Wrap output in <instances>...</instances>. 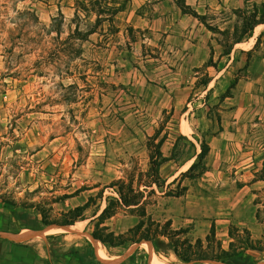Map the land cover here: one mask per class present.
I'll use <instances>...</instances> for the list:
<instances>
[{"label": "rangeland", "instance_id": "obj_1", "mask_svg": "<svg viewBox=\"0 0 264 264\" xmlns=\"http://www.w3.org/2000/svg\"><path fill=\"white\" fill-rule=\"evenodd\" d=\"M177 1L0 0V264H80L72 250L85 264H186L146 241L91 235L168 220L193 242L214 223L224 248L231 225L247 228L264 248V24L229 55L219 43L239 38L243 11L264 0H184L202 18ZM157 133L166 157L178 134L197 150L205 138L208 170L167 186L195 160L181 140L178 159L160 166L164 186L144 194V216L122 205L100 216L117 197L112 182L136 185L148 170ZM85 203L73 225L40 224V210L61 220ZM204 264H264V251Z\"/></svg>", "mask_w": 264, "mask_h": 264}, {"label": "trees", "instance_id": "obj_2", "mask_svg": "<svg viewBox=\"0 0 264 264\" xmlns=\"http://www.w3.org/2000/svg\"><path fill=\"white\" fill-rule=\"evenodd\" d=\"M177 2L184 12H187L194 17L202 18L200 14L191 9L189 5L185 4L184 0H178ZM243 18L240 37L233 38L230 36H225V38L219 42L225 49L222 55H229L230 50L235 43L240 42L244 37H251L253 35L255 26L264 24V1H262L260 4L255 2L249 8H246L243 11ZM261 34L257 36V42H259ZM158 135L159 134L157 133L154 136L149 137L147 144L149 149L148 170L146 172H140V176L137 178L136 185H134L133 178L129 182H126L124 179H119L112 182L110 187L116 192L117 197H112L107 200V205L101 211L100 216L106 214L111 215L114 211L113 205H122L124 207L135 206L139 210L141 209L140 215L144 216L145 210L141 206L144 194L148 188H150V192H154L153 186H157L158 188L164 186V183L161 181L160 177V166L167 160L178 159V157L181 155V150L179 149L181 140H185L192 147V153L187 158V160H190L193 157H195V160L188 166L187 169L181 171L178 176L174 177L173 180L167 184V186L184 177L196 179L208 170L206 158L209 154L210 147L205 138L196 139L199 142L200 147V149L197 150L195 143L190 140L188 136L178 134L175 136L171 154L166 157L161 151V145L165 140V136L158 138ZM1 203H3V205L12 204L10 198L6 197L1 199ZM31 205L32 204L29 206ZM87 207V203L77 206L63 213V219L61 220H48L46 214L40 210L42 215L40 224L42 226L56 225L58 227L73 225L77 220L82 218L83 212ZM170 225L171 222L168 220L162 228L159 226L153 228L151 226L142 230V226L139 224L130 229L127 236L121 235L119 238L114 236L109 240L101 238V236H98L94 232H92L91 235L94 239H99L102 243L109 242L113 246L122 245L126 242L141 244L142 242L146 241L154 247L156 252H165L168 249L171 250L182 262L186 264H204L205 262L225 263L229 258L242 255L247 250L264 251L261 241L254 240L247 228L240 230L235 225H231L228 230L230 241L228 243V247L224 248L216 237L214 223H212L209 233L205 236V240L197 238L195 242H193L188 237L180 236L186 232L184 229L172 230ZM23 227L27 226L24 225L21 228ZM33 229H37V227H34ZM13 232L17 233L18 231ZM2 240L7 243V246L8 244L15 243V240L8 236H3ZM87 243L90 244L88 240ZM3 252L9 251L4 249ZM91 252L93 257H96L94 251ZM70 255L75 257L80 264H85V253L79 250H72L70 251Z\"/></svg>", "mask_w": 264, "mask_h": 264}, {"label": "bare ground", "instance_id": "obj_3", "mask_svg": "<svg viewBox=\"0 0 264 264\" xmlns=\"http://www.w3.org/2000/svg\"><path fill=\"white\" fill-rule=\"evenodd\" d=\"M77 227V226H76ZM153 264H157V262H156V260L155 259H153Z\"/></svg>", "mask_w": 264, "mask_h": 264}]
</instances>
